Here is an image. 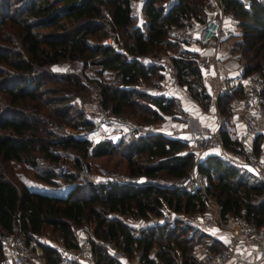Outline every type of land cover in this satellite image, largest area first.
Returning <instances> with one entry per match:
<instances>
[{"label":"trees","instance_id":"trees-1","mask_svg":"<svg viewBox=\"0 0 264 264\" xmlns=\"http://www.w3.org/2000/svg\"><path fill=\"white\" fill-rule=\"evenodd\" d=\"M163 1L142 0L143 23L137 26L132 23V0H0V29L8 26L15 34L14 39L0 34V236L16 235L28 243L49 227L65 247L75 249V231L84 224L90 229L95 264H119L102 247L103 242L111 243L128 259L141 250L138 264H154L151 252L163 264H196L191 246L207 238L182 218L202 212L204 198L170 187L192 169L207 177L206 195L218 205L221 220L240 217L255 227L264 225V182L245 170L225 166L213 154L194 164L182 140L155 133L137 139L122 135L126 141L115 143L105 137L91 141L63 133L64 127L91 128V122L76 107L78 94L88 88L95 92L99 108L115 116L132 109L153 122L179 108L173 97L156 98L138 88L140 82L154 85L160 78L153 64L143 66L136 60L152 52L171 50L174 55L169 60L177 84L184 86L192 99L209 102L197 54L168 41L172 31L204 21L205 0H176L167 10ZM219 1L224 13L238 20L239 40L231 52L241 60L240 76L256 72L263 80L264 93V4L258 0ZM108 33H115L112 39L120 48L98 43ZM91 39L96 43H89ZM65 60L79 61L81 69L59 75L48 71ZM89 65L98 68L96 78L83 74ZM104 73H111L112 80L104 81ZM47 83L59 87L44 88ZM238 94L237 90L220 94L215 102L225 120L220 128L221 142L229 152L243 147L226 124L232 114L228 101ZM256 149L254 140L252 150ZM65 151L75 154L71 167L77 171L86 158L116 154L125 161V176L81 183L78 173L55 175L52 167ZM142 155L145 160L139 162ZM9 163L26 166L38 184L53 190L15 185L4 172ZM163 211L177 218L171 224H152ZM123 217L152 223L134 237ZM37 246L45 264H71L56 249L38 242Z\"/></svg>","mask_w":264,"mask_h":264},{"label":"built area","instance_id":"built-area-1","mask_svg":"<svg viewBox=\"0 0 264 264\" xmlns=\"http://www.w3.org/2000/svg\"><path fill=\"white\" fill-rule=\"evenodd\" d=\"M205 6L214 11L210 18L202 22L193 21L182 30L172 31L168 41L181 50L191 52V48H196L195 54L198 59L206 61V66H199V75L203 76L208 72L215 80L216 93L211 96V103L214 106L218 95L235 90L239 92L229 99L228 107L243 126L246 143L240 151L229 152L223 147L220 138L223 118L216 110V106L212 113L213 123L209 127L194 125L193 113L185 109L176 116L173 123L157 127L138 125L126 117L115 116L97 108L94 117L89 120L91 128L78 131L72 136L94 141L99 132L111 134L112 131H116V134L129 135L134 139L149 133L160 134L182 140L185 143V152L193 155L194 164L203 160L206 155L213 154L225 166L245 170L254 178L264 182V93L261 91L263 80L258 74L230 76L223 70L221 52L227 50L229 41L233 37V30L226 25L229 18L224 13L219 0H205ZM102 44L113 46V39H106ZM173 55L172 53L159 55L148 63L142 58L136 60L143 66L153 64L160 74L155 84L147 89L149 93L156 98L173 97L181 103L183 98L189 97V93L184 86L177 84L176 70L169 60ZM127 58L135 59L129 56ZM254 140L257 142L256 151L252 150ZM52 173L60 176L73 174L60 164L52 167ZM80 178L85 183H93L84 167L80 171ZM170 187L188 195L198 194L204 198L205 208L202 212H196L190 219L182 218L184 224L196 229L207 238L206 244L195 243L191 246L196 264H264V225L255 227L240 217L229 216L221 220L218 205L206 195L208 181L204 174L192 169L189 174L171 183ZM164 213L159 219L160 223L171 224L173 214L168 211ZM227 222H230L229 225ZM127 224L132 229V235L137 237L147 223L141 218H134L129 219ZM218 233L224 236L218 237ZM90 237L88 226H82L76 232L75 249L59 246V254L63 257L71 255L77 264H95L89 246ZM37 240L35 236L28 243H24L16 235L0 236L3 253L0 264H35L34 251ZM102 247L111 259L119 264H136L116 250L111 243L103 242ZM66 252L69 253L68 256ZM151 260L154 264H163L154 254L151 255Z\"/></svg>","mask_w":264,"mask_h":264},{"label":"rangeland","instance_id":"rangeland-1","mask_svg":"<svg viewBox=\"0 0 264 264\" xmlns=\"http://www.w3.org/2000/svg\"><path fill=\"white\" fill-rule=\"evenodd\" d=\"M173 1H175V0H164L163 1L164 10H167V8L171 4L174 3ZM258 1L260 3L264 4V0H258ZM132 3H133V5H132L133 22L132 23H133V25L142 26V23H143V19L141 17L142 16L141 15L142 0H132ZM156 4L159 5L158 3H156ZM203 9L205 11V14L203 16V20L208 19L213 15L214 11L211 9H208L205 6V2H204ZM228 18H229V21L226 23V25H229L232 28L233 37L229 41V46H228L227 50L225 51V54L229 53L230 57H233L234 59L229 60L230 59L229 56H228V58L226 57L223 60L222 66H223L225 71H232V70L237 71L238 70L237 72L239 73L241 71V60L238 57V55L236 53L231 52V50H232L233 44L239 40L238 34H239L240 30H239L238 25H237L238 20L233 19L230 16ZM174 31H177V30H174ZM2 33L4 36H6L10 39H12L13 37L15 38L14 30L12 28H9L8 26L0 29V34H2ZM114 36H115V33H112V34L108 33L98 43L102 44L103 41H105L106 39H111ZM89 43L92 44V43H96V42L94 39H91L89 41ZM116 44L117 43L113 42V46H116ZM117 46L120 48V43L117 44ZM171 52H172L171 50H164V51L156 52V53L152 52V53H149L148 55L142 57V59H144V62L148 63L152 59H154L155 57H158L159 55H164V54L171 53ZM122 53H125V52L123 51ZM206 64H207L206 61L198 60V66H206ZM238 65H239V69H238ZM80 69H81V65H80L79 61L65 60V61H62V62L56 64V65L50 66L48 68V71L52 74L59 75V74H63V73H77ZM97 69L98 68L96 66H90L89 65V66L85 67V69L83 70V74L89 79L96 78L97 75L95 72ZM251 74L256 75L257 73L252 72L249 75H251ZM200 78H201L202 84L204 86V92L209 98V102H207L206 104H203L200 101L198 102L197 100L192 99L190 96L187 98H189L192 101H195L201 112L213 113L215 106L211 103V98H212L211 96L216 93L217 86H216L215 80L211 76V74H209L208 72H206L205 75L200 76ZM102 79L104 81H111L112 80V74L111 73H104ZM152 85L140 82L138 85V88L140 90H147L148 88L152 87ZM50 87L55 88V87H59V86L56 84H48V83L45 84V86H44V88H50ZM209 94H210V96H209ZM78 95H79V101H78V104L76 107L78 108V110L82 111L84 119L90 120L92 117H94L97 108L100 107L98 102H97V96H96L95 92L90 88H88L84 92L79 93ZM141 101L142 100H140L139 103H141ZM182 110L183 109L172 108L169 112V115L164 116L163 119H161L159 121H153V122L149 121L148 116H144V114L143 115L139 114V112H137V111L135 112V110L132 111V109L131 110L130 109H123V117L128 118L127 115L128 116L130 115L134 120L135 119H138L139 121L142 120L141 122H137V123L134 122V120H132V122H134L135 124H138V125H154L157 127H159V126L164 127L166 125L173 123L175 121L174 116L181 114ZM216 110H218V109L216 108ZM231 115H229V118L226 121L227 122L226 124L229 127L230 126L233 127V129L235 130L236 126L238 127V125H240V124L239 123L236 124L237 121H234V122H232L233 124H231V121H233L231 119ZM223 117L224 116H222V118ZM128 119H130V118H128ZM224 121H223V123H224ZM78 131H81V130H77L75 128H69V127L63 128V133L66 135H75ZM111 134H116V131H112ZM107 135H108V133L105 134L104 132H99V134L94 138V141H96L102 137H106ZM116 135H118V138L116 139V141H119L121 139L123 141H126L125 139L121 138L122 135H120L119 133ZM116 141L112 140L111 142L115 143ZM243 145H244V143H243ZM61 155H62V159L57 161L55 163V165L56 164L63 165L66 167V169L71 171L73 174L78 173L77 176H78L81 183H85L80 178V171L82 170L83 167L86 169V173L90 179H96L98 181L105 180L107 177L109 178L110 175H113V176L118 175V176L122 177V176H125V173H126V165H125L124 159H122L120 156H118L116 154H112V155L107 156V157H98V158H91V159L86 158V159L81 161V167L78 171L71 167V160L73 157H75V154L72 151H65ZM144 160H145V157L143 155L140 156L138 159L139 162H143ZM85 164H87L88 167ZM4 172L6 173V176L9 179L12 178L11 181L15 185H17L18 183H24L26 185H31L33 187L41 188L43 190H48V191L53 190V188H51L50 186L38 184V182H36L32 178V171L29 170L24 165L9 163L7 165V167L4 168ZM54 181L59 185L60 188L63 187V182L60 179L55 178ZM164 212H166V211H163V213ZM195 214L196 213L189 214L187 216V218L190 219ZM171 216L173 219L175 217L177 218V216H174V215H171ZM130 219H134V218H130ZM229 223L230 222H227V225H229ZM82 226H84V224L81 225V227ZM81 227H79V228H81ZM78 229H76L75 233L78 231ZM42 236H40L39 238L36 237L38 239L37 242L42 243V244H46V243L58 244L59 242H61L60 241L61 239L59 237H57V234L55 232H53L49 227H44ZM197 243L206 244V242H202V240L200 242H197ZM67 258L70 259L71 264H75V260L71 256L67 257Z\"/></svg>","mask_w":264,"mask_h":264},{"label":"crops","instance_id":"crops-1","mask_svg":"<svg viewBox=\"0 0 264 264\" xmlns=\"http://www.w3.org/2000/svg\"><path fill=\"white\" fill-rule=\"evenodd\" d=\"M197 51V49L196 48H191V52H193V53H195ZM222 53V64H223V60L227 57L228 58V56H229V60H232V59H234L233 57H230V55H229V53H226L225 54V51H222L221 52ZM226 55V56H225ZM228 60V61H229ZM238 69H239V65H238ZM223 70H224V68H223ZM225 71V70H224ZM238 71V70H237ZM237 71H225L228 75H230V76H236V75H240V72L238 73ZM179 109H185V110H188V111H190V112H192L193 113V115H194V121H193V124L194 125H196V126H203V127H209V126H211L212 125V123H213V115H212V113H210V112H208V113H204V112H201L200 111V109L198 108V106H197V103L195 102V101H192V100H190L189 98H183L182 99V102L181 103H179ZM182 110V111H183ZM231 119L233 120V121H231V124H233L232 122H234V121H237L236 122V124H240V125H238V127L236 126V129L234 130L233 129V127H231L230 126V129H231V134H233L234 136H236V137H238V138H240L241 140H242V142L245 144L246 142H245V138H244V130H243V126L241 125V123L237 120V118H236V115L234 114V113H232V115H231ZM105 138H107V139H110V140H115L116 141V139L118 138V135H116V134H108ZM92 180V182L93 183H102V182H104L105 180H101V181H98V180H96V179H91ZM168 212H170V211H168ZM129 219L130 218H127V217H123L121 220H122V222L124 223V224H126L127 226H128V222H129ZM156 222H159L160 223V221H156V220H154L153 221V223L152 224H155ZM147 223V222H146ZM150 223V222H149ZM151 223H150V225H151ZM162 224V223H161ZM149 225V226H150ZM146 226H148L147 224H146ZM40 236H42V235H39V236H36V237H40ZM218 237H222V236H224V234H221V233H218V235H217ZM43 237V236H42ZM39 243V242H38ZM40 244H42V243H40ZM45 245H47V246H49V247H52V248H54V249H56L57 251H58V248H59V246H62V247H64V248H66V249H70V248H67V247H65V245L62 243V242H59L58 244H52V243H46ZM113 246V245H112ZM114 247V246H113ZM115 248V247H114ZM140 251L141 250H138L137 252H134L133 253V255L130 257V260H132V261H134V262H136V264H138V259H139V256H140ZM67 253V252H66ZM152 254H154L153 252H151L150 253V255H152ZM69 255V253H67V256ZM61 257H63L62 255H60ZM71 255H69V257H70ZM63 258H65V259H69V258H67V257H63ZM34 262H35V264H45V261H44V259H43V257L41 256V252H40V249H39V247L37 246L36 247V249H35V251H34ZM75 264H77L76 263V261H75Z\"/></svg>","mask_w":264,"mask_h":264},{"label":"water","instance_id":"water-1","mask_svg":"<svg viewBox=\"0 0 264 264\" xmlns=\"http://www.w3.org/2000/svg\"><path fill=\"white\" fill-rule=\"evenodd\" d=\"M115 50H116V52H120V49H119V48H115ZM147 225L149 226V225H150V223H149V222H147Z\"/></svg>","mask_w":264,"mask_h":264}]
</instances>
